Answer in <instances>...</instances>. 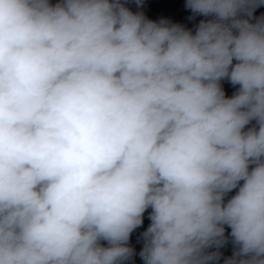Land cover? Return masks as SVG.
Instances as JSON below:
<instances>
[{
    "label": "clouds",
    "instance_id": "1",
    "mask_svg": "<svg viewBox=\"0 0 264 264\" xmlns=\"http://www.w3.org/2000/svg\"><path fill=\"white\" fill-rule=\"evenodd\" d=\"M261 6L0 0V264H264Z\"/></svg>",
    "mask_w": 264,
    "mask_h": 264
},
{
    "label": "water",
    "instance_id": "2",
    "mask_svg": "<svg viewBox=\"0 0 264 264\" xmlns=\"http://www.w3.org/2000/svg\"><path fill=\"white\" fill-rule=\"evenodd\" d=\"M51 4H56L58 0H49ZM126 6L130 8L131 11L137 12L141 11L145 15L147 19L159 22L161 19L168 20L171 23H176L184 26L185 28L195 31L196 25H198L199 21L202 19H207L202 16H197L194 20H189L188 17L192 15L191 11L185 8V0H144V5L142 8H137L133 2V0H124ZM261 14H264V6H261L255 10L254 15L259 17ZM222 87L225 91V95L227 97H231L233 93L236 91V87H233L227 80L221 81ZM254 123V122H253ZM249 125L248 127H250ZM237 189H234L228 196L225 198L226 200L230 198L232 195H235ZM151 209H148L144 213L143 224L130 236V246L135 249L136 255L130 264H143L142 259L139 257L138 253L140 252L143 243L139 241L138 238L140 233L146 230V228L150 224V220L148 218L149 212ZM230 232V229L226 227V235ZM102 244L106 245V242L102 241ZM222 252V258L218 262V264H224V258L230 257L232 255V245L229 242L223 248L220 249Z\"/></svg>",
    "mask_w": 264,
    "mask_h": 264
}]
</instances>
